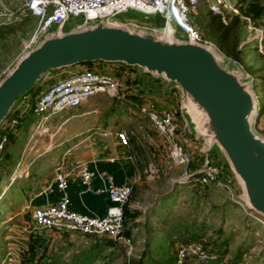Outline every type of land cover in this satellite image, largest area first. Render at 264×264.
<instances>
[{
    "label": "rangeland",
    "instance_id": "obj_1",
    "mask_svg": "<svg viewBox=\"0 0 264 264\" xmlns=\"http://www.w3.org/2000/svg\"><path fill=\"white\" fill-rule=\"evenodd\" d=\"M34 1L37 0H0V80L30 49L38 26V18L29 11ZM237 2L240 15L232 17L228 25L213 21L205 3L189 18L205 40L255 79L263 107L255 128L264 136V89L257 82L264 80V0ZM115 20L158 27L166 22L162 15L135 10L120 14ZM83 21V17H73L66 27ZM178 35H183L180 28ZM52 73L49 82L64 74L62 70ZM140 74L144 75L141 71ZM23 107L20 98L16 109ZM94 108L96 114H86ZM177 111V141L189 154L191 165L170 167L169 143L159 134L162 143L147 140L148 136L155 137L149 119L140 115L135 106L107 94L93 96L81 107L54 115L41 124L37 118L20 120L23 124L16 129L21 134L19 138L9 136L2 125L0 138L8 136L9 143L0 154V264H72L86 256H90L86 264H175L178 250L193 242L208 245L213 264H232L240 247L245 251L239 264H264V226L247 215L241 200L242 188L233 173L228 172L218 150L210 153V160L219 170L222 185L198 184L195 178L205 163L204 142L189 133L180 108ZM106 120L112 129L118 127L129 135V148L138 168L137 182L125 210L128 235L124 234L132 239V246L110 237L98 242L97 238L78 233L39 229L27 207L33 185L52 172L49 161L56 166L54 160L59 161L60 152L83 137L77 133L85 135L87 128L96 127L95 121L103 125ZM65 134L72 136V140L61 149L58 145ZM22 157L26 162L21 161ZM33 161L31 178L14 179L19 162L20 169L27 170ZM37 239L40 252L31 256L30 244ZM44 254L46 258H41Z\"/></svg>",
    "mask_w": 264,
    "mask_h": 264
},
{
    "label": "water",
    "instance_id": "obj_2",
    "mask_svg": "<svg viewBox=\"0 0 264 264\" xmlns=\"http://www.w3.org/2000/svg\"><path fill=\"white\" fill-rule=\"evenodd\" d=\"M127 12L83 17L68 28L65 19L46 30L0 80V127L52 71L96 62L142 69L175 87L181 116L204 142L205 158L220 152L242 188L241 200L264 218V138L255 132V81L217 48L193 39L169 5L157 13L166 20L162 27L115 20Z\"/></svg>",
    "mask_w": 264,
    "mask_h": 264
},
{
    "label": "built area",
    "instance_id": "obj_3",
    "mask_svg": "<svg viewBox=\"0 0 264 264\" xmlns=\"http://www.w3.org/2000/svg\"><path fill=\"white\" fill-rule=\"evenodd\" d=\"M202 3L207 5L208 13L220 18L224 25H228L232 17L240 15L241 8L237 0H37L29 7V11L38 18V26L29 48L33 47L46 30L65 19L104 17L129 10L155 15L158 12H163L168 5L177 22L188 31L193 39L215 47L204 39L198 27L193 25L189 18L190 13L195 14L200 10ZM98 94H107L117 100L128 101L138 109L140 115L149 119L156 132L170 145V160L168 162L170 167L191 163L189 154L177 141L179 125L176 112L167 107H158L151 100L137 103L128 99L125 95L124 82L120 76L92 69H86L58 80L36 98L34 105H31L30 98L26 95L22 100L24 107L15 109L3 126L6 131L16 130L21 124L20 118L26 113H32L35 118L40 120V124L47 122L54 115L81 107L91 97ZM257 104L261 109V99L258 93ZM20 110L21 113L18 114ZM255 132L264 138L256 128ZM117 135L120 142L129 147V135L124 131ZM8 143V136L4 135L0 138V153L5 151ZM94 177L95 174L87 168L82 170L81 179L85 185H90ZM195 179L198 184L205 186L222 185L219 170L213 166L210 157L205 158V163ZM69 186L68 177L59 178L57 189L62 193V196L57 203L46 208L35 209L32 212V221L35 227L78 233L94 238L110 237L125 241L127 245L132 246V239L127 237L124 232L125 208L132 197L133 187L128 184L116 185L113 178L109 177L107 185L101 190V193L108 197L112 206L108 209L105 217H98L80 214L71 208ZM246 213L264 226V218L248 209H246ZM211 259L212 256L205 243L193 242L178 250L175 264H205Z\"/></svg>",
    "mask_w": 264,
    "mask_h": 264
},
{
    "label": "crops",
    "instance_id": "obj_4",
    "mask_svg": "<svg viewBox=\"0 0 264 264\" xmlns=\"http://www.w3.org/2000/svg\"><path fill=\"white\" fill-rule=\"evenodd\" d=\"M86 69H95L97 71L108 72L115 75L118 74L124 82L125 95L130 100L136 101L132 96L138 94L143 97L139 102L151 100L157 104L158 107H167L176 113L179 108L181 111L180 97L172 84L158 80L155 77L146 74L142 69L129 68L122 64L104 63V65H101L92 63L83 67L74 66L70 68V70H62L64 74L58 75L54 80L49 82L48 79L53 75L51 72L39 84L40 88L36 90L35 93H38L37 95H39L58 80ZM140 71L144 75L140 74ZM257 82L260 83L263 90L264 80ZM139 91H142L143 93ZM89 100L86 103H88ZM125 102L131 106L128 101ZM90 113L96 114L97 111H95L94 108L93 111L86 112V114ZM134 113L136 114V112ZM31 118L35 117L33 116ZM106 122L103 124L105 127H103L101 123L95 121L94 125L96 127L87 128L85 135L82 134V132L77 133L76 135L78 137H83L71 146V148L60 152L59 161L56 162L57 160H54L56 162H54V165L56 166H53L52 161H49V164H51L52 167V172L45 178L41 179L40 182L34 184L33 189L28 193L29 196L27 202L29 206L27 207H29L32 212L35 209L46 208L58 202L62 193L57 189V182L61 177H68L70 180L68 194L71 201V208L80 214L89 216L105 217L108 209L112 206L108 197L101 193V190L106 187L109 177L113 178L116 185L128 184L131 187H134L137 182L138 168L134 161L132 150L120 142L117 134L121 132V130H118L119 128L117 126V128L112 129L110 123L107 120ZM184 127L187 128L186 122ZM154 131L155 137L148 136L147 140L150 141L149 143H162V141H160V136H158V133L156 134V130ZM13 134L16 138L21 137V134L16 130L13 131ZM66 135L67 134L61 137V143L58 145L61 149H63L68 141L72 140V136ZM194 138L197 139V137ZM25 155L26 154H24V157ZM24 157L21 158V161L26 162ZM34 163L35 161L30 162L27 170H24V168L20 169L22 162H19L18 167L14 169V179L20 180L31 178L30 170ZM84 168H87L95 174L90 185H85L82 182L81 173Z\"/></svg>",
    "mask_w": 264,
    "mask_h": 264
},
{
    "label": "trees",
    "instance_id": "obj_5",
    "mask_svg": "<svg viewBox=\"0 0 264 264\" xmlns=\"http://www.w3.org/2000/svg\"><path fill=\"white\" fill-rule=\"evenodd\" d=\"M212 19H213V21H218L220 24H222L220 18L213 16ZM212 19H211V20H212ZM211 22H212V21H211ZM86 64H92V63H86ZM124 66H125V65H124ZM126 67H128V66H126ZM129 68H130V67H129ZM117 75H118V74H117ZM138 83H140V82H138ZM39 88H40V85H38V86H37L36 88H34V89H31L30 92L27 94V96L30 98L29 101H30L31 105H34V103H35V101H36V98L40 95V94L37 95L38 93H35V91L38 90ZM139 92H142V91H139ZM142 93H143V92H142ZM132 97H133V99L136 100L137 102H139V101L143 98V97H141V96L138 95V94H137V95H133ZM18 109H19V108H18ZM18 109H16V110H18ZM262 109H263V107L261 106L259 116H260L261 113H262ZM27 117H33L32 113H26L24 116H22V117L20 118V120H21V121H24V120H26ZM20 125H22V122H21ZM7 132L9 133V136H10V135H13V131H12V130H7ZM0 154H2V153H0ZM225 163H226V162H225ZM191 164H192V163H190V165H191ZM227 166H228V164H227ZM228 168H229V166H228ZM228 172L232 174L230 168H229ZM125 210H126V208H125ZM125 213H126V211H125ZM126 227H127V219H126V214H125V232H124V233L127 234V229H126ZM127 235H128V234H127ZM97 239H98V240H97L98 242H101V241H99L100 238H97ZM35 243H36V245H35ZM205 246H206L207 250L209 251V249H208V248H209L208 245L205 244ZM39 247H41V246L38 245V239H37V240H34V243H33V244H30V252H31L30 255H31V256L38 255L39 252H40V251L38 250ZM244 251H245V249H243L242 247H240V250H239V253H238L237 257H236V260H235L232 264H239V262L241 261V259H242V257H243ZM209 253L211 254L210 251H209ZM211 256H212V255H211ZM89 257H90V256L79 257V259H78L77 261H74L72 264H86V263L88 262V260H89ZM41 258H46V257H45V254L42 255ZM212 262H213V259H211L210 261L206 262L205 264H213ZM25 264H26V262H25ZM50 264H51V263H50Z\"/></svg>",
    "mask_w": 264,
    "mask_h": 264
},
{
    "label": "bare ground",
    "instance_id": "obj_6",
    "mask_svg": "<svg viewBox=\"0 0 264 264\" xmlns=\"http://www.w3.org/2000/svg\"><path fill=\"white\" fill-rule=\"evenodd\" d=\"M258 119V118H257Z\"/></svg>",
    "mask_w": 264,
    "mask_h": 264
}]
</instances>
